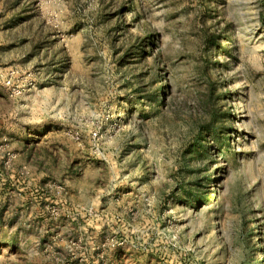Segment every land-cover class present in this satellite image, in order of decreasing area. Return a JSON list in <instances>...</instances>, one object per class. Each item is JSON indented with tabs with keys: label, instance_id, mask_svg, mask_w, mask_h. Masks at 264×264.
Masks as SVG:
<instances>
[{
	"label": "rangeland",
	"instance_id": "374dc122",
	"mask_svg": "<svg viewBox=\"0 0 264 264\" xmlns=\"http://www.w3.org/2000/svg\"><path fill=\"white\" fill-rule=\"evenodd\" d=\"M0 264H264V0H0Z\"/></svg>",
	"mask_w": 264,
	"mask_h": 264
},
{
	"label": "trees",
	"instance_id": "16d2710c",
	"mask_svg": "<svg viewBox=\"0 0 264 264\" xmlns=\"http://www.w3.org/2000/svg\"><path fill=\"white\" fill-rule=\"evenodd\" d=\"M209 42H210V44H212V45L217 44V43H218V38H217V36H215V35H211V36H209ZM215 83L218 84L217 81H215ZM209 102H210V104H211V101H210V100H209ZM206 105H208V102H207ZM208 106H210V105H208ZM209 108H210V113H209V116H208V120L205 122V127L210 129V128L213 126L212 124H213V123L215 122V120H216L217 113L215 112V109L212 108V105H211ZM204 139H205V137L202 136V135L196 137L195 147H196L197 149L199 148L198 146H200V145H202L201 147H202L203 149H206V148H207V144H206L205 142H204V143L201 142V141L204 140Z\"/></svg>",
	"mask_w": 264,
	"mask_h": 264
}]
</instances>
